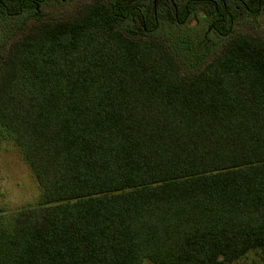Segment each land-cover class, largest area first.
<instances>
[{
	"label": "trees",
	"instance_id": "trees-1",
	"mask_svg": "<svg viewBox=\"0 0 264 264\" xmlns=\"http://www.w3.org/2000/svg\"><path fill=\"white\" fill-rule=\"evenodd\" d=\"M68 1L0 0V149L37 187L0 209V264L264 261V34L232 32L207 60L181 21L188 6L214 22L208 0L43 15ZM241 1L234 21L264 8Z\"/></svg>",
	"mask_w": 264,
	"mask_h": 264
},
{
	"label": "rangeland",
	"instance_id": "rangeland-1",
	"mask_svg": "<svg viewBox=\"0 0 264 264\" xmlns=\"http://www.w3.org/2000/svg\"><path fill=\"white\" fill-rule=\"evenodd\" d=\"M182 1V0H181ZM81 2L68 1L65 3L49 4L43 15L49 19L68 18L72 16L77 6ZM186 24L198 26L199 37L202 48L205 50V58L211 59L217 52L221 50L224 43L228 40L225 37H218L215 33H208L210 22L198 15L190 17ZM189 29V26H187ZM253 32L264 34V8L258 15L250 16L247 12L241 11L239 18L231 23V33L235 32ZM6 38L2 33V42ZM9 44L2 43L0 52L6 51ZM37 193L36 183L29 171L27 164L21 159L16 149L5 147L0 149V209L7 207L14 209L25 204V202L33 201ZM261 252H253L244 259L233 264H264ZM145 264H152L146 260Z\"/></svg>",
	"mask_w": 264,
	"mask_h": 264
},
{
	"label": "flooded vegetation",
	"instance_id": "flooded-vegetation-1",
	"mask_svg": "<svg viewBox=\"0 0 264 264\" xmlns=\"http://www.w3.org/2000/svg\"><path fill=\"white\" fill-rule=\"evenodd\" d=\"M211 2L212 5L214 7H216V19L214 20V22H211L212 20L210 19V17L207 15V13H204V10L201 11L199 14L196 13H190L188 11V6H186V10H185V16L184 19L181 21L183 24H186L187 20L192 17L193 15H199V17L201 16V18L203 19H208L207 21L210 22V27H209V32L208 33H215L217 34L218 37H225L227 35L231 34V23H234V18H233V13L232 11L228 8L227 5V0H208V2ZM240 2H242L241 0H239ZM205 2V1H204ZM207 2V1H206ZM219 3H223L226 11L225 12H221L218 9ZM259 6L260 9L261 7V0L259 1ZM239 7V6H238ZM219 25V27H217Z\"/></svg>",
	"mask_w": 264,
	"mask_h": 264
}]
</instances>
